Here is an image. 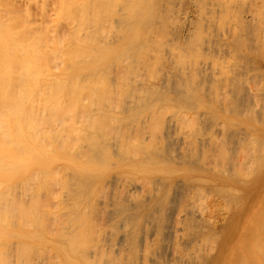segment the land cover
Segmentation results:
<instances>
[{
  "label": "bare ground",
  "instance_id": "6f19581e",
  "mask_svg": "<svg viewBox=\"0 0 264 264\" xmlns=\"http://www.w3.org/2000/svg\"><path fill=\"white\" fill-rule=\"evenodd\" d=\"M107 1L0 0V264H263L264 0Z\"/></svg>",
  "mask_w": 264,
  "mask_h": 264
},
{
  "label": "rangeland",
  "instance_id": "374dc122",
  "mask_svg": "<svg viewBox=\"0 0 264 264\" xmlns=\"http://www.w3.org/2000/svg\"><path fill=\"white\" fill-rule=\"evenodd\" d=\"M111 1V2H110ZM119 0H117L116 2H117V4H115L114 6H112L113 5V3H115V1L113 0V2H112V0H109V1H107L108 2V7L109 6H112V8L113 7H115V8H117V10L119 9V6L120 7H124V6H122L121 4H123V3H125L124 1H121L120 2V5H118L119 4V2H118ZM167 1V0H166ZM170 0H168V2H169ZM172 1V0H171ZM176 1V2H175ZM203 0H173L172 2H169L170 3V7L171 8H175V9H172V11H171V8L169 7V9L167 8V7H164L163 8V12H161L162 13V15H163V20H165V22L166 23H168V25H169V31L173 34V37H174V39H176V40H178V41H180L181 43H183L184 42V40L190 35H192L193 33H194V31L196 32V29H195V26H196V20L198 19V16H199V9H200V5H201V2H202ZM123 2V3H122ZM173 3V4H172ZM112 4V5H111ZM180 4H182V5H180ZM118 5V6H117ZM173 6V7H172ZM178 6V7H177ZM181 7V8H180ZM111 7L109 8V9H112ZM159 8V7H158ZM192 8V9H191ZM177 9V10H176ZM114 10V9H113ZM112 10V11H113ZM120 10H122L121 8L118 10V11H116V14H120L119 12H120ZM159 9H157V11H158ZM166 10L168 11L169 10V12H168V14H167V12H166ZM178 11V12H177ZM115 12V11H114ZM122 12V11H121ZM166 13V14H165ZM170 14V15H169ZM164 15H167L168 16V18H165V16ZM166 16V17H167ZM170 16V17H169ZM197 17V18H196ZM172 18V19H171ZM179 20V21H178ZM116 24H114V25H116V27L115 26H113V28L111 29V30H113V31H116L117 29H119V27L121 26V25H119V23H117V22H115ZM171 23V24H170ZM119 25V26H118ZM112 27V26H111ZM118 27V28H117ZM170 28H171V30H170ZM184 34V35H183ZM262 64V66H261V68L264 70V60H263V62H261ZM110 76V75H109ZM113 76V75H112ZM112 76H110V77H112ZM110 77H108L109 79H112V78H110ZM114 79V78H113ZM107 81H108V85H112V83H113V80H111V81H109L108 79H106ZM109 82H112V83H109ZM260 83V86H264V81H256L255 83L257 84V85H259V83ZM251 83V85H253L254 84V82L253 81H251L250 82ZM255 84V85H256ZM110 87V86H109ZM117 96H118V94H116ZM263 99H261L260 97ZM258 98H260V101L259 102H261L262 101V103H264V93H261V94H259L258 95ZM258 102V103H259ZM259 105L261 106V104L259 103ZM263 105V104H262ZM257 114V113H256ZM257 116H259L260 117V115L259 114H257ZM240 118H242L241 120V122H239V124L238 123H236V124H232V125H230L233 129L232 130H242V132H244V133H246V132H248V131H250V129L248 128V125H246V122L244 121L245 120V118L244 117H242V116H240ZM242 122H244V123H242ZM241 123V124H240ZM258 126V125H257ZM240 127V129H238ZM235 128V129H234ZM237 128V129H236ZM215 129V130H214ZM214 129H212L211 131H208V132H215V135L220 131L218 128H214ZM219 131H218V130ZM244 129V130H243ZM246 129V130H245ZM247 134V133H246ZM241 145V144H240ZM249 145V144H248ZM248 145L247 144H245V145H241V147H240V149H239V147H237V151H238V153H237V151H236V153H237V155H239V150L240 151H246V147L248 148ZM251 145V144H250ZM249 145V146H250ZM245 147V150H244V147ZM242 152L240 153V154H242ZM176 190H180V189H176ZM19 191V190H18ZM54 191V190H53ZM60 191V190H59ZM59 191L57 192V191H55V193L57 192V193H59ZM264 191V190H263ZM261 202H263V206H262V213H263V217H262V219L264 220V193H263V196H262V198H261ZM48 208H50V209H53L54 211H55V208H53V205H51L50 207H48ZM47 209V208H46ZM46 209H45V211H46ZM50 209H47V212H46V214H48V212L49 211H52V210H50ZM49 210V211H48ZM4 212H2V216L4 215V217H3V220L5 221L6 219L8 220V214H9V212H5L4 214H3ZM5 214H7V215H5ZM6 216H8V217H6ZM48 216L50 217V215H46V218H45V220H47L48 219ZM17 218L19 217L20 218V216H16ZM6 218V219H5ZM17 218H15V220L16 221H19V220H17ZM18 218V219H19ZM21 222L23 221V219H21L20 220ZM19 221V222H20ZM48 221L49 222H52L51 224L49 223V225H51L50 227H52V226H54L55 224H54V221L53 220H50V219H48ZM5 222H7V221H5ZM24 222H25V220H24ZM262 223H264V221H262ZM54 224V225H53ZM21 225L23 226L24 225V223L22 222L21 223ZM21 225L19 226V228H17L16 229V231H22V229H21ZM264 226V225H263ZM6 227V230L5 231H11L10 233H11V235H10V233L9 232H7L6 234H7V237H6V234H5V236L3 237H1L3 240H0V241H2V243H6L5 245H10L11 247H13V249H15L16 250V247H17V243H15V242H17L16 240H17V238H20V237H15V232H14V230H12L11 229V227L10 226H5ZM8 229V230H7ZM3 231V230H2ZM264 227H263V229H262V244H263V247H264V243H263V241H264ZM53 233V232H52ZM51 232H49V234H51V236L49 235V234H47V235H49L50 237H52V234ZM10 235V236H9ZM13 235V236H12ZM12 236V237H11ZM17 236V235H16ZM4 239H6V240H4ZM11 240V241H10ZM7 241V242H6ZM21 242H26V241H24V240H22V238H21V240H20ZM8 243V244H7ZM12 243V244H11ZM13 243H15V245L13 244ZM22 243H20L19 245H18V247L21 245ZM4 245H2V247H3ZM6 248H7V246H6ZM264 248H262V250H263ZM14 250V251H15ZM262 254H263V256H264V253H263V251H262ZM263 256H262V258H263ZM263 260H264V258H263ZM264 261H262V263H263ZM264 264V263H263Z\"/></svg>",
  "mask_w": 264,
  "mask_h": 264
}]
</instances>
